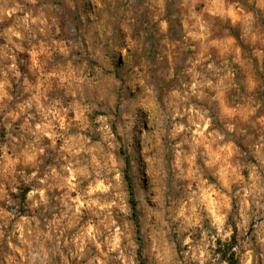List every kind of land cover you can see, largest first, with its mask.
<instances>
[{
    "label": "rangeland",
    "instance_id": "rangeland-1",
    "mask_svg": "<svg viewBox=\"0 0 264 264\" xmlns=\"http://www.w3.org/2000/svg\"><path fill=\"white\" fill-rule=\"evenodd\" d=\"M228 255L264 264V0H0V264Z\"/></svg>",
    "mask_w": 264,
    "mask_h": 264
},
{
    "label": "trees",
    "instance_id": "trees-1",
    "mask_svg": "<svg viewBox=\"0 0 264 264\" xmlns=\"http://www.w3.org/2000/svg\"><path fill=\"white\" fill-rule=\"evenodd\" d=\"M124 171H125L124 177H125L127 188H128L129 203H130V207H131V213H132V216L135 219L136 209H135V200H134V197H133V189H132V185H131V181H130L129 175L127 174L126 170H124ZM135 225L136 226L138 225L136 220H135ZM228 259H229L228 260L229 264H233V262L231 261L230 255H228Z\"/></svg>",
    "mask_w": 264,
    "mask_h": 264
}]
</instances>
